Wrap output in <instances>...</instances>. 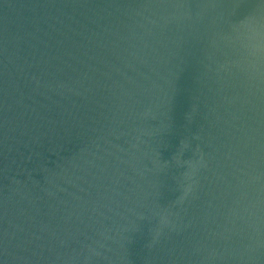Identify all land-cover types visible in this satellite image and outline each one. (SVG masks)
Here are the masks:
<instances>
[{"label": "water", "instance_id": "water-1", "mask_svg": "<svg viewBox=\"0 0 264 264\" xmlns=\"http://www.w3.org/2000/svg\"><path fill=\"white\" fill-rule=\"evenodd\" d=\"M0 264H264V0H0Z\"/></svg>", "mask_w": 264, "mask_h": 264}, {"label": "clouds", "instance_id": "clouds-1", "mask_svg": "<svg viewBox=\"0 0 264 264\" xmlns=\"http://www.w3.org/2000/svg\"><path fill=\"white\" fill-rule=\"evenodd\" d=\"M162 223H167L166 219L162 220Z\"/></svg>", "mask_w": 264, "mask_h": 264}]
</instances>
